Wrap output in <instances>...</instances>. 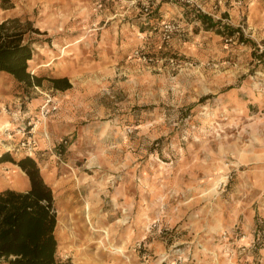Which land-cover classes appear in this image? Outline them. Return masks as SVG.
<instances>
[{
  "label": "rangeland",
  "instance_id": "374dc122",
  "mask_svg": "<svg viewBox=\"0 0 264 264\" xmlns=\"http://www.w3.org/2000/svg\"><path fill=\"white\" fill-rule=\"evenodd\" d=\"M14 18L39 29L30 69L72 83L19 95L58 102L37 132L65 116L31 156L54 190L61 264H264V0H0Z\"/></svg>",
  "mask_w": 264,
  "mask_h": 264
},
{
  "label": "trees",
  "instance_id": "16d2710c",
  "mask_svg": "<svg viewBox=\"0 0 264 264\" xmlns=\"http://www.w3.org/2000/svg\"><path fill=\"white\" fill-rule=\"evenodd\" d=\"M194 16L207 29L219 26L207 14L197 12ZM29 29L39 32L31 23H22L16 18L0 21V72L18 81L25 92L42 86L45 80L57 90L72 88L67 76L39 75L30 69L34 48L27 38ZM218 30L219 34L231 37L239 32L233 27H227L226 32L225 29ZM239 39L245 40L243 34ZM253 57L264 66V48L255 49ZM8 161L18 164L25 171L30 188L0 190V264H61L56 235L58 210L52 185L45 180L34 157L25 155L17 160L10 151H6L0 155V163Z\"/></svg>",
  "mask_w": 264,
  "mask_h": 264
},
{
  "label": "crops",
  "instance_id": "0c3cea01",
  "mask_svg": "<svg viewBox=\"0 0 264 264\" xmlns=\"http://www.w3.org/2000/svg\"><path fill=\"white\" fill-rule=\"evenodd\" d=\"M31 61L37 62L35 61L34 58ZM31 68L32 70H37L35 66ZM0 73L7 74L5 72H0ZM7 75L11 78L10 85H4L5 82L0 81V126L3 124L4 125L8 124L9 127L8 129L12 130L14 134L10 135L12 132L9 131L7 132L8 129L0 130V155L6 151H10L11 153L19 152L17 151V147L19 146L20 142L23 139H25V137H27V134L24 133L23 129L28 126V123L32 119H34L36 112L38 111V109L39 110L41 109L40 105H42L44 101L43 95H39L37 92H35L36 96L35 97L33 96L32 100L31 98L28 99L27 101L22 99V97L19 96L20 89H22L23 91L25 90L22 88V86L18 81L14 80L9 74ZM60 76H66V75L63 73L57 75V77ZM4 88H6L7 90H5ZM53 89H54L53 87H50V90ZM29 93L31 95V92ZM7 105H9L11 111L7 110ZM53 120L55 123L53 124V128H52L53 133H51V135L54 137V139L58 140V137L61 136L64 132H66L65 131L66 128L63 123V121L65 120V116L62 112H58ZM50 132L51 131L50 129H48V127L45 128V130H41L37 132V134L35 135L37 140L36 153L46 150L51 151L52 147H54V143L52 144ZM7 163L8 162L0 163V169L7 167L8 166ZM14 166H16L17 168L11 169L12 173L10 174H12L13 177L17 178V180H15L16 183H10L9 185H6L7 183H5L4 187H1L0 190L6 188L27 190L30 188V180L27 174L25 173V171L19 165H14ZM1 179H4V176ZM59 223H60V217H59ZM57 237L60 244L59 248H61L60 241L62 240H60L58 234Z\"/></svg>",
  "mask_w": 264,
  "mask_h": 264
},
{
  "label": "built area",
  "instance_id": "2783aa9c",
  "mask_svg": "<svg viewBox=\"0 0 264 264\" xmlns=\"http://www.w3.org/2000/svg\"><path fill=\"white\" fill-rule=\"evenodd\" d=\"M38 88V87H37ZM58 102L53 99L50 94H46L45 102L41 108V114L43 118H47L52 112L58 109ZM24 133L27 134V137L23 139L19 146L17 147V151L22 152L27 156L36 155V134H37V123L30 121L28 126L23 129Z\"/></svg>",
  "mask_w": 264,
  "mask_h": 264
},
{
  "label": "bare ground",
  "instance_id": "6f19581e",
  "mask_svg": "<svg viewBox=\"0 0 264 264\" xmlns=\"http://www.w3.org/2000/svg\"><path fill=\"white\" fill-rule=\"evenodd\" d=\"M10 122V121H9ZM13 124V123H12ZM9 127H8V124L7 125H1L0 126V130H4V129H8ZM14 128V127H13ZM5 134V133H4ZM82 135V134H81ZM7 148V147H6ZM15 168H17L16 166H15ZM22 171V170H21ZM24 174V173H23ZM21 179V178H20ZM15 180H17V178L16 177H13L12 176V174H7V175H5L4 176V179H1L0 180V187L1 186H3L5 183H16V181ZM26 181V180H25ZM23 183V182H22ZM97 196V195H96ZM98 200H99V197H98ZM59 211V210H58ZM57 235V234H56ZM103 239V238H102ZM104 239H105V237H104ZM60 245V244H59ZM117 251H123V249L122 248H118L117 249Z\"/></svg>",
  "mask_w": 264,
  "mask_h": 264
}]
</instances>
